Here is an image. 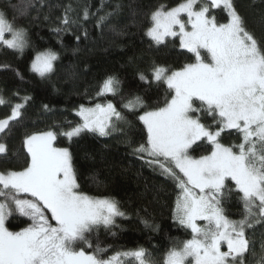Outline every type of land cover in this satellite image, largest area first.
<instances>
[{"label": "snow or ice", "instance_id": "6c2138e0", "mask_svg": "<svg viewBox=\"0 0 264 264\" xmlns=\"http://www.w3.org/2000/svg\"><path fill=\"white\" fill-rule=\"evenodd\" d=\"M44 6L46 0H19L11 5V18L0 11V47L21 56L33 48L30 71L50 79L59 54L50 48L35 49L27 28L18 23L33 10L39 15ZM89 7L83 9L85 21L95 15ZM122 7L116 3L112 12L99 16L97 27ZM72 10L66 6L58 25L50 29L62 48V34L80 20L69 17ZM145 17L144 35L150 46L166 47L168 38H174L192 59L178 68L152 60L150 77L138 72L141 81L165 86L162 102L150 106L133 94L122 96L117 107L112 100L101 103L89 97V105L74 108L78 122L60 125L59 132L53 126L25 134L23 165L0 170V264H160L144 247L105 256L108 249L98 239L93 242V234L101 230L115 236L117 218L127 213L113 198L79 190L73 154L55 141L58 136L73 141L85 133L95 137L121 133L132 155L178 189L173 220L190 238L170 247L162 264H250L249 254L256 256L249 232L264 225V35L258 37L249 29L234 0H181L174 7L158 5ZM83 36L87 38L86 29ZM16 75L23 79L19 71ZM120 83L115 76L106 77L96 97L120 95ZM20 99L12 103L0 95V106L10 107V114L0 118V133L11 132L13 122L23 118L22 110L32 98ZM42 107L50 111L48 105ZM125 111L143 127L138 128ZM133 129L141 142L129 136ZM225 136L233 142L225 144ZM201 146L206 150L194 156ZM8 151L0 142V155L7 156ZM233 201L239 205V219L229 215ZM17 216L26 218L22 221L26 226L9 230L6 221ZM141 223L157 230L148 217H141ZM260 257L264 264V243Z\"/></svg>", "mask_w": 264, "mask_h": 264}, {"label": "trees", "instance_id": "16d2710c", "mask_svg": "<svg viewBox=\"0 0 264 264\" xmlns=\"http://www.w3.org/2000/svg\"><path fill=\"white\" fill-rule=\"evenodd\" d=\"M180 2L181 0H46L48 6L41 8L39 15L33 10L27 18L19 19L18 23L27 28L35 49H53L60 59L54 62L55 74L50 79H42L30 71L35 54L33 48L26 49L21 56L0 47V95L5 99L11 98L12 103L22 102L20 98L25 95L32 98L22 110L23 118L19 122H13L11 132L0 133V142L6 143L9 150L7 156L0 155V170L19 169L23 165L26 151L22 141L26 133L47 130L53 126L59 132L62 130L60 125L67 127L66 122H78L74 108L80 104L89 105V97L101 103L112 100L117 107L120 106L122 96L133 94L144 97L150 106L157 101L162 102L165 86L157 88L154 83L150 85L141 81L138 72L143 70L150 77L149 65L152 60L178 68L190 62L192 57L186 50L179 48V41L174 38H168L166 47L157 49L154 45L150 46L149 39L144 35L145 14L158 5L174 7ZM234 2L245 17L249 29L258 37L264 35V0ZM18 3L19 0H0V11L11 18V5ZM116 3L123 5L120 12L109 17L103 27H97L98 17L112 12ZM68 5L73 9L68 14L69 17H79L80 20L78 24L71 26L69 33L62 34V48L58 43L59 38L50 29L58 25V18L64 15V8ZM85 5L90 6V13H95L86 21L83 20ZM37 7L40 8L39 5ZM216 11L219 13V10ZM46 14L49 16L48 20L44 19ZM219 15L222 17L223 13ZM85 29L87 38L83 36ZM77 35L81 37L79 41L76 40ZM3 65L10 67L4 68ZM17 71L22 74L23 79L16 75ZM108 76H115L121 82L120 95L110 94L97 98L98 86ZM43 105H48L50 111L45 112ZM9 114L10 107L0 106V118ZM125 115L138 128L143 127L129 112L125 111ZM129 136L136 143L141 142L137 129L129 132ZM124 139L121 133H113L109 137H95L85 133L73 141L58 136L55 143L58 147H68L73 154L80 191L93 197L113 198L119 201L122 210L127 213L125 218H117L120 227L113 229L117 233L115 236L104 230L93 234V242L98 239L101 247L108 249L105 256H111L115 251L144 247L162 264L164 254L170 247L190 238V233L173 220L178 189L173 181L161 176L158 171H153L144 161L132 155L131 147L123 142ZM223 142L231 143L233 138L225 136ZM205 150L201 146L192 154L199 156ZM228 208L230 217L239 219V205L233 201ZM141 217L150 218V222L158 226L157 230L145 228ZM24 220V217H9L7 227L18 231L26 226L22 222ZM249 235L254 241L256 252L255 257L249 254V262L260 264L264 225L256 226Z\"/></svg>", "mask_w": 264, "mask_h": 264}, {"label": "rangeland", "instance_id": "374dc122", "mask_svg": "<svg viewBox=\"0 0 264 264\" xmlns=\"http://www.w3.org/2000/svg\"><path fill=\"white\" fill-rule=\"evenodd\" d=\"M36 75V74H35ZM108 95H110V94H108ZM78 117V116H77ZM79 118V117H78ZM80 119V118H79ZM202 223V222H201ZM6 226H7V223H6ZM226 250V249H225ZM133 264H135V262H133Z\"/></svg>", "mask_w": 264, "mask_h": 264}]
</instances>
